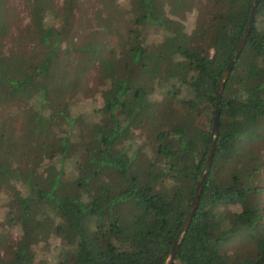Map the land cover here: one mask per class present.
<instances>
[{"label":"trees","instance_id":"obj_1","mask_svg":"<svg viewBox=\"0 0 264 264\" xmlns=\"http://www.w3.org/2000/svg\"><path fill=\"white\" fill-rule=\"evenodd\" d=\"M102 1L115 12L97 10L91 19L102 28L78 43L81 0H24L27 25L8 46L0 0V108L17 105L20 116L4 119L10 126L20 119L23 129L16 153L0 146V193L13 197L7 221L22 232L13 246L0 238V264H34L32 247L47 223L48 235L67 247L59 264H165L190 209L209 154L217 87L254 0ZM192 11L191 32L169 28L171 17ZM112 34L120 50L105 43ZM92 68H99L102 106L98 121L85 125L70 115L68 94ZM157 93L166 99L155 102ZM219 112L210 170L172 264H264L258 189L243 181L250 170L238 169L245 145L264 133V0ZM63 121L67 128L58 129ZM74 135L85 152L70 180ZM235 206L241 212L229 213Z\"/></svg>","mask_w":264,"mask_h":264},{"label":"rangeland","instance_id":"obj_2","mask_svg":"<svg viewBox=\"0 0 264 264\" xmlns=\"http://www.w3.org/2000/svg\"><path fill=\"white\" fill-rule=\"evenodd\" d=\"M54 2L57 5H60L62 0H54ZM3 4L4 8L7 10V14L5 13L3 15L4 21L9 26L8 33L5 35L3 43L9 46L18 36L19 31L24 29L23 27L27 25V13L25 11L26 4L24 0H3ZM196 5H198V3ZM105 8V2L102 0H81V6L76 13V31L74 32L75 42L83 43L84 41H88L90 39H88V37L86 36L90 32L100 30L101 25L97 26V22L93 21L91 18L95 15L97 10H102ZM106 9L109 11H113V13L115 12L114 7ZM197 14L198 13L196 11L188 12L184 15L183 19H181L180 16H173L170 18L172 22H169L170 24L168 26L169 28H173V30L176 31L179 30L182 25L185 31L189 33L194 27ZM88 18L91 19V23L87 24V20L85 21V23H83L84 19ZM118 30L120 33H123V28H119ZM150 32L151 31H149V33ZM97 37L100 38L99 36ZM105 43L108 44L110 48L112 47L113 50L121 49L116 34L108 36L105 40ZM100 82L99 68L89 69L87 74H85L80 80H78V89L68 94V100L71 103L69 109L70 115L82 116V120L85 125H91L92 123L97 122L100 118L99 109L102 106V88L100 87ZM183 96L184 92L181 93V97ZM155 98L157 99L155 102L159 103L163 99H166V95L164 93H157ZM13 105L14 104L12 102H9L8 104L0 108V127L1 124L3 126H6L3 128L4 137L0 141V146L3 149H7L12 145V150H9L10 154L17 152V149H15L14 147L20 142V137H22L23 134L20 119L19 122H15L11 126L9 125V123L5 122V119H7L12 113H15V116H17L18 114L20 116L21 114L18 106ZM64 128H67V124L65 121L62 122V127H59L58 129ZM78 128L79 127H77V124H75L74 122L72 130L77 132ZM260 136V138L255 137L254 140L248 142L245 145L243 157L238 162V169L243 171V173H248V170H250L249 174L251 176L247 177L248 179L243 178L245 179L243 181L245 183L247 182V185H255L257 187L258 191L255 203L258 205V208H261L264 212V133H261ZM137 143L145 145V147H143V154L141 156L145 158L148 157L150 151V142L146 141V134H142L140 141H138ZM72 152L73 154L70 156L69 163L67 164L65 169L66 179H70L73 176L75 171L74 164H76L75 161L79 160L81 154L85 152V143L81 140V136L76 137L74 135ZM19 160L23 164L27 162L23 158H20ZM27 165H32V161H29ZM12 200L13 197L11 196L10 190L4 189L1 191L0 238L6 240V243L9 246L15 245V243H17L22 237V232L19 230L18 226H11L7 221V213L13 206ZM239 212H241L240 206L231 207L229 209V213L231 214H237ZM50 225V223H47V225H45L44 230L47 231V234L45 233L44 235H42L40 237V240L38 239V241L32 247L35 254L34 264H59L64 260L63 253L67 250V247L58 237H55L51 234L48 235V233H50V231H48L50 229ZM235 252L236 248H231L230 250H228V254L230 256H233Z\"/></svg>","mask_w":264,"mask_h":264},{"label":"water","instance_id":"obj_3","mask_svg":"<svg viewBox=\"0 0 264 264\" xmlns=\"http://www.w3.org/2000/svg\"><path fill=\"white\" fill-rule=\"evenodd\" d=\"M256 9H257V0H254L253 1V7L251 10V14L249 17V22L245 28L244 34H243V36H242V38H241V40H240V42L236 48V52H235L233 58L231 59V61L227 65V67H226V69H225V71H224V73L220 79V82L218 84L217 91H216L215 111H214V117H213V121H212L211 144H210V148H209V154L206 158V164H205L204 170L200 174L197 186L195 188V193H194L193 200L191 202L190 209L186 215V218L183 222L181 229L178 232V235L176 237L174 245L171 249V252H170L168 258L166 259L165 264H172L174 262V258H175L176 251H177V248L179 246L181 237L187 231V228L190 225V222H191L193 215L196 211L197 204H198V201H199V198L201 195L203 181H204L206 175L208 174V172L210 170L211 160L213 158V152H214V148H215V141H216V138L218 136L219 115H220L219 104H220V99H221V91L224 87L225 81L228 79V77L230 75L231 69L233 68L235 61L238 59L240 53L242 52V49H243L245 41H246V37L248 36V33L250 31V28H251V25H252V22H253L255 13H256Z\"/></svg>","mask_w":264,"mask_h":264}]
</instances>
